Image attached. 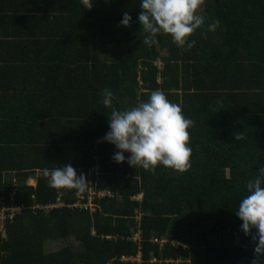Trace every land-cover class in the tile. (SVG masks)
I'll return each mask as SVG.
<instances>
[{"label": "trees", "instance_id": "1", "mask_svg": "<svg viewBox=\"0 0 264 264\" xmlns=\"http://www.w3.org/2000/svg\"><path fill=\"white\" fill-rule=\"evenodd\" d=\"M139 5L0 0V214L3 200L23 208L0 229V264L255 259V230L246 236L234 213L264 166V0H204L197 13L204 25L189 51L163 33L153 47L142 45ZM215 19L220 26L203 38ZM105 88L117 110L157 89L181 107L193 121L187 172L158 166L153 174L113 161L117 150L103 141L111 111L102 104ZM68 164L111 192L95 199L96 212L77 206L87 203L89 187H49L42 170ZM51 242L64 246L47 252Z\"/></svg>", "mask_w": 264, "mask_h": 264}, {"label": "clouds", "instance_id": "2", "mask_svg": "<svg viewBox=\"0 0 264 264\" xmlns=\"http://www.w3.org/2000/svg\"><path fill=\"white\" fill-rule=\"evenodd\" d=\"M88 10L92 0H80ZM204 0H140L141 9L138 16L140 29L144 36L142 45L151 48L156 43L158 34L170 37L171 42L183 51L191 50L196 41L189 39L204 25V18L198 13ZM132 17L125 12L120 26L130 27ZM220 26L215 19L202 32H214ZM105 109H110L108 116L109 130L103 141L115 147L112 159L117 164L127 162L132 168H140L155 174L158 166H163L176 173H185L191 167L192 148L189 146V129L193 121L186 117L181 107L168 100L160 90L150 93L147 100L137 95L134 106L117 110L113 106L114 93L105 88L100 93ZM236 142L244 139V133L234 135ZM127 153V157L125 156ZM42 174L48 178L49 187L54 189L76 190L83 193L92 179L89 173L87 182L85 174H77L71 164L54 169H43ZM30 180L28 183L31 186ZM16 182V180H14ZM247 195L244 196L235 211V216L242 221L241 231L248 236L255 230L252 240L255 243L252 264H260L264 259V166L258 168V174L246 184ZM139 235L135 236V240Z\"/></svg>", "mask_w": 264, "mask_h": 264}, {"label": "built area", "instance_id": "3", "mask_svg": "<svg viewBox=\"0 0 264 264\" xmlns=\"http://www.w3.org/2000/svg\"><path fill=\"white\" fill-rule=\"evenodd\" d=\"M160 70H163L162 64H159ZM160 82V79L158 80ZM89 187V194L87 196V203L83 205L82 203H77V206L84 207L85 209H89L91 212H96L97 208L94 204L95 199L97 198H104L106 196H111L110 191H102L97 188V184L93 182L92 179L88 182ZM15 199L14 195L11 197L10 201L13 202ZM81 201L85 200L86 198L81 197ZM2 211L0 214V229L3 231L5 230L6 223L8 221H13L17 215L21 214L23 211V208L21 206H17L14 203L11 205L8 204L6 200L2 201ZM60 206H62V203H59Z\"/></svg>", "mask_w": 264, "mask_h": 264}, {"label": "rangeland", "instance_id": "4", "mask_svg": "<svg viewBox=\"0 0 264 264\" xmlns=\"http://www.w3.org/2000/svg\"><path fill=\"white\" fill-rule=\"evenodd\" d=\"M36 181H31V184H35ZM139 198H142V195L141 196H138ZM64 246V243L63 242H51V243H48L46 245V251L47 252H53V251H57L58 249H60L61 247Z\"/></svg>", "mask_w": 264, "mask_h": 264}, {"label": "crops", "instance_id": "5", "mask_svg": "<svg viewBox=\"0 0 264 264\" xmlns=\"http://www.w3.org/2000/svg\"><path fill=\"white\" fill-rule=\"evenodd\" d=\"M141 199V198H140Z\"/></svg>", "mask_w": 264, "mask_h": 264}]
</instances>
